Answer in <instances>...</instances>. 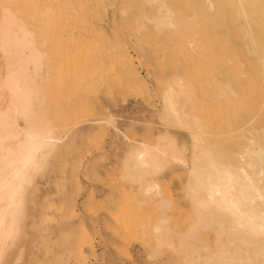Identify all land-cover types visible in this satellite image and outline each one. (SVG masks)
<instances>
[{
	"label": "bare ground",
	"instance_id": "1",
	"mask_svg": "<svg viewBox=\"0 0 264 264\" xmlns=\"http://www.w3.org/2000/svg\"><path fill=\"white\" fill-rule=\"evenodd\" d=\"M10 1L14 7H4L2 2L0 10V97L6 103L0 107V264H22L27 253L32 257L26 264H45L46 256L41 260L36 256L42 249L51 252L48 242L39 240L40 231L48 224L39 216L46 212L44 208L48 204L39 201L38 182L48 169L56 170L55 161L63 155V150L73 148L70 145L62 147L56 142L64 137L68 110L59 104H48L55 93L57 99L63 94L69 79L63 76L55 82V78L54 82L58 85L55 93L46 85L50 87L48 77L54 65V68L62 67L58 61H68L71 57L67 47L58 48V65L49 64V58L39 47L34 32L24 22L29 18L27 12L32 9L29 2L28 11L23 1L18 2L24 6L22 11L19 9L20 12L25 9L28 14L24 11L23 19L26 20L23 21L21 15L14 11V8L17 10V6L13 5L16 1ZM72 1L34 0L35 6L41 5L40 18L44 28L53 29L45 34L54 44L73 41L65 30V16L74 8ZM77 5L80 10L94 12L92 15L98 9L103 11L112 6L110 11L113 21H117L119 39L131 37L150 56L161 52V57H165L163 54L185 56L189 61V64L187 61L182 62L186 63L183 65L180 63L182 67L175 61L176 58L171 64L167 63L169 66L176 62L173 66H180L182 71V74L174 75L179 71L169 66L172 71H177L171 74L175 76L171 80V77H166L169 82L156 78L164 87L167 85L164 88L159 84L160 88H164L163 92V88L159 91L163 94L160 120L166 127H179L184 132L165 128L156 139H152L156 140L152 141L154 143H144L145 140L128 144L121 163V174L128 179L127 185L130 180L137 189L131 194L130 188L126 192V196L130 194L129 200L124 194L122 198L126 202L132 199L130 206H135L136 202L135 207L140 209L138 205H142L145 211L149 210L145 205L156 203L153 208L157 209L151 206L150 209L154 212L158 210L160 216L156 214L158 218L149 225V219L154 220L151 217L155 215H151V211L138 214L139 218L133 219L137 222L142 214L145 215V218L142 217L144 220L141 218L143 223L139 220L141 224L137 227L138 231L144 229V232L135 233L136 226H132L135 223H130L129 219L131 207L125 204L128 209L124 214L129 211L130 217H125L121 209L120 218L124 217L126 223L132 224L123 222L126 227H132L129 231L121 222L119 227L124 229V234L133 231L143 238L152 229L149 237L156 233L153 238L156 246L153 245L152 250L148 248L151 237L144 236L148 241L144 239L150 249V257L159 253L158 244H164L169 247V252L176 253L175 264H264V0H79ZM75 16L85 23L84 16L77 13ZM77 41L80 44L84 42ZM88 43L92 42L87 40ZM116 43L114 40L112 44L117 47ZM71 49L74 50V45ZM124 52L118 51L114 56L119 61L117 69L122 65L123 69L129 68L128 72H132L133 68L128 67L129 55ZM80 61H83L82 66L86 62L83 59ZM68 66L63 65L73 75L75 72L71 65ZM63 67L62 70L60 68L62 72ZM106 67L103 69L107 70ZM109 67L108 71L113 72V68ZM78 73L73 76L80 77ZM132 73L135 74L134 69ZM117 80L114 79L118 85L120 82ZM194 82L200 87L197 88ZM136 85L132 87L138 88ZM203 85L208 86L211 94L205 93L203 89L207 87ZM125 89H129L128 85ZM105 121L109 123V120ZM167 168H178L183 172L182 190H178L183 191L185 206L184 216L181 213L183 217L179 220L181 223L177 219L173 221L170 211L176 207L172 208L171 197L165 198L168 195L166 186L163 189L158 181L159 174ZM161 188L166 196L161 194ZM132 194L138 199L134 201ZM146 198L152 200H148L150 204H146ZM61 200L66 212L72 202L65 187L62 188ZM143 202L146 203L141 204ZM139 209L137 213L142 210ZM179 210L181 208L176 210L177 213ZM147 212L150 213L149 219V214H145ZM113 214L118 218L117 213ZM176 216L179 218L178 214ZM113 220L120 223L116 217ZM147 226L148 229L145 228ZM53 227L50 226L51 232ZM60 238L62 246L64 238ZM156 247L158 249L153 250ZM52 255L48 264H54L56 260L55 254ZM150 257L146 258V264H160L148 260Z\"/></svg>",
	"mask_w": 264,
	"mask_h": 264
},
{
	"label": "rangeland",
	"instance_id": "2",
	"mask_svg": "<svg viewBox=\"0 0 264 264\" xmlns=\"http://www.w3.org/2000/svg\"><path fill=\"white\" fill-rule=\"evenodd\" d=\"M13 1H16L17 3L16 5V3L13 2V5L15 4V7L17 6V10L14 8V11L20 14L22 19L25 16L26 11L29 10L27 8L29 7L27 6V3L29 2L30 8L32 9L27 13L31 16H29L27 13L26 14L28 16H26L29 17L28 19H30L31 17V19L26 20L24 18L26 21H24V19L23 21L25 23L27 22L26 24L28 25V27L34 32L39 47L45 51L46 57L49 58V64L57 63L58 59L56 58V53L58 52V48H60L61 50L67 47L69 50L68 55H70L71 57L70 59L75 61H71L69 59L68 61H58V63H62V67L64 64H69L68 67H70L71 65L73 71L75 73L79 72L78 75H80V77L82 76L81 78L78 76L74 77L73 75L75 73L71 70L74 74H69L66 68L65 72V66L63 67L65 73L61 71V66L59 68L56 67L57 70H55L56 68H54V65L53 69L51 70V75L50 77H48L50 87L49 85L46 86H48L47 88H52V91H54V93L56 89H58V85L55 83L57 80H59L63 76H65L67 80L69 79V83H67L68 87L66 85L67 88L64 89L63 94L59 95V98L57 99L55 93L54 97L52 96V98L48 100V104L50 106L52 105V103L53 105L59 104L60 106H63L66 108V110H68V118L64 121V123L66 122V130H64L62 134L64 135V137L58 138L56 142L61 144L62 147L64 145H70L73 148H69V150L66 151L63 150V155L56 159V170L54 169V171H52L48 169V172L44 176L39 178V201L43 203L46 202L48 204L44 208V211L46 210V212L39 216L42 220H45L44 223H48L47 226H45V229L40 231L41 237L39 238V240H46V242H48V249H51V252H49V250L45 252V250L42 249V251H39L36 256L39 257L40 260L43 257L45 258L46 256L45 264H48L49 258L51 259L54 256L52 254H55L56 256L54 264H146V258L150 257L149 250H152V246L155 245V243H153V238L155 239L156 233L152 234V236L154 237L150 235L152 240H149L150 243L148 248L150 249H148V245L146 243L148 241L146 238L150 239L149 234L153 233V230L149 229V231L151 230V232H147L144 234L146 238L144 236L142 238L141 235L140 238L139 236H137L139 234L135 235V233L136 231L137 233L140 231H142L140 233L144 232V229L138 231L139 228L137 229V227H140L141 223L139 222V220H141L142 217L145 218V215L142 214V217L140 216V219H138L137 222H135V219L133 218H137V216L139 218L138 214H141L142 212L144 213L146 211H151V215H155L156 217H151L154 218V220L149 219V212L145 213L149 214L148 219L150 223L148 224L151 225L153 223L152 221L155 222V219L160 216V212L159 216L157 214L158 210L154 212V210H156L157 208H153V205H156V203H152V206L145 205L146 209L147 207L149 209L146 211L143 209L144 207L142 205H138L143 207H140V209L135 207L137 206L135 204L136 202L134 203L135 206H130L129 203L133 201L131 198L135 196V199L133 198L134 201L138 199V197L134 195L135 193L132 194L134 195L133 197H130L131 202H126L124 198H122V196L124 197V195L127 194L126 192H128L129 188L130 194L133 191L136 192L137 188L135 183L131 182L130 180L129 183L131 184L128 183V185H130L128 187V179L123 178L122 176L123 170L121 168V163L125 156V152L128 149V144L133 143L134 141V143H139L144 142L145 140L147 141L148 139V142L145 141L144 143H154L156 140L152 139H156L157 134L159 136V134L162 132V129L165 128H169L180 133L184 132L179 127H166L162 123L163 121L160 120L161 118L159 117V113L162 111L161 108L163 107V101L161 100L163 94H161L159 91H161L164 85L163 83H161L163 87L161 86L162 88H160L161 84L156 81V78H163L169 82V80L175 77L171 74L177 71H179L180 73L178 72L174 75L178 76V74H182V71L179 69L181 66L180 63L182 65L186 63L189 64V61L187 59L188 57H173L166 54H163L165 57H161V52L160 54H158L159 52H157L156 54L161 58H158L156 54H152V56H155L157 60L154 57L152 58V56L146 54V49H144L140 45V43H135V41L132 40L131 37H124L120 39L118 38V27L116 26L117 21H113L112 19L113 14L110 11L112 8L111 5V7L107 6L106 9H103V11L102 9L96 10L95 15H92L94 14V12L88 13L86 9L80 10L77 5V2H79V0L72 1L74 3V8L69 13V15L65 16V18L67 19L65 30L66 33L73 38V41H70V43L67 44L66 42H59L54 44V41H52L51 38H46L45 32L51 31L53 29L44 28L42 19L40 18L41 5L39 4L35 6L34 0H21L23 1V3H21L24 4L26 9V11L24 9L23 13H21L20 10L24 6L18 3L19 0ZM2 2L4 4V7L7 6L10 8L12 4L10 0H0V10L1 8H3V5L1 6ZM4 2H7L9 5H7V3L5 4ZM76 13L81 14L85 17V23H81L80 21H78V18L75 16ZM32 16L36 18V22L34 21V18ZM104 38H106L107 40H104ZM128 38L130 41L128 40ZM77 40H84L85 43L80 41L82 42L80 44ZM87 40L88 42L92 43L87 44ZM114 40L115 43L116 41L118 43L117 47L112 44L114 43ZM71 44L74 45V50L71 49ZM92 44L94 45L93 47ZM112 45L114 48H110ZM143 45L147 46L145 44ZM151 46L155 45L152 44ZM75 47L78 49L76 50ZM101 47L103 48V50ZM139 47L142 51L139 50ZM104 48L106 49V51ZM118 51H125L127 53L126 55H129V58L127 57L129 61L128 67H132L135 74L137 75L132 73L133 69L132 72H128L129 68L125 70L123 69L124 67L122 65L120 68L121 70L117 69L119 68V61L116 60L114 56L116 53L118 54ZM110 54L113 56V58H111L112 56H109ZM85 55H87L88 59L87 57H85ZM167 57L169 58L167 59ZM182 57L185 60H183ZM80 59H83L88 64L86 65L85 62V64H83L82 66L83 61L81 62ZM168 60H170V62H168ZM173 60H175L176 62L178 61V64L180 66H177H179V68L173 66L174 64H177L176 62L172 63V65H169L171 64V62H173ZM185 61L187 62L182 63ZM109 63L111 69L113 68V72H111V70L108 71V68L110 69V67L107 64ZM113 63L115 64V66ZM167 63H169L168 65L170 67L173 66V68H175V70L177 71H172L173 69L167 66ZM78 64L80 67L78 66ZM102 66L106 67L107 70L105 68L104 70ZM77 68L80 71H75ZM67 72L68 75H66ZM114 72L116 73L115 75H113ZM77 77L78 79L76 80ZM166 77H168V79L169 77L171 78L167 80ZM117 78V81L122 83V85L119 83L120 85L118 84V86L116 81H114V79L116 80ZM124 78L126 79L125 81ZM70 80L71 82L74 81V83H72L73 85H71ZM165 80L163 82H166ZM201 81L203 82V80ZM195 82L194 84H197ZM212 82L213 81H211V83ZM131 83L133 85H131ZM205 83L207 82L205 81ZM129 84L131 85V88ZM135 84H137L136 86L138 88H133ZM51 85L54 87H52ZM127 85L129 89H125ZM196 87H200V84L198 83ZM164 88L161 92H163ZM204 88H206L203 89L205 93H209L208 86H204ZM211 88L213 89V83L210 89ZM51 95L53 94L51 93ZM5 105V99L3 97H0V107H4ZM108 117H112L110 119L113 122ZM106 119L109 120V123H107L108 121H105ZM121 136L123 137V139L121 138ZM98 156L100 157V159L98 158ZM168 176H170V178H168ZM182 176L183 172L178 168H167L158 176L160 185L162 184L161 186L163 187V189L166 186L165 189L168 193V195L164 194L165 190L161 188V194H164L165 196L167 195V197H165L167 199H170L168 197H171V201L173 204L171 206H174L172 208L176 207L174 210L170 211V215L175 219H173V221H176L177 219L178 223H181V221L179 220H182V217L184 216L183 209L185 207L183 204L184 199L181 194L183 193V191H178L180 190V188L182 190ZM63 187L68 189L72 202L71 207L66 212H64V208L61 205V192ZM113 194H115V196H112ZM129 196L125 195V197H128V200ZM179 197H181L182 199ZM121 199H123V201ZM144 200H147V203L145 202L146 204L151 203H148V200H150V198H146ZM145 203L143 202L141 204ZM125 204H129L128 206L131 207H129L131 218H129V211L127 212V214H124L127 211L126 209H128ZM150 206L154 210L150 209ZM132 208L135 209V211ZM179 208H181V210H179L180 212L177 213L176 210H178ZM138 209H142L143 211L141 210V212L139 211V213H137ZM116 210H118V212ZM120 210L121 212L123 211L122 214H124L125 217L126 215L129 216L128 218L131 221L130 223L135 224L132 225L129 222L126 223L125 221H127V219L125 220L124 217L122 219L124 221H122L120 218ZM131 210L133 211L131 212ZM152 210L154 213L152 212ZM113 212L118 214V218L117 216H114L115 214H113ZM131 213L133 216L131 215ZM181 213L183 214V216ZM156 214L158 217L156 216ZM177 214L179 218H176ZM115 217L116 219L120 220V223H118L119 221L117 220V224L116 221L113 220L115 219ZM144 218L142 219L144 220ZM145 221L144 223L147 224V222ZM121 222L122 224L124 222L125 224L136 226L137 230L134 229L135 233L131 231V234L129 233L125 235L124 229L122 228V231L121 227H119V224L121 225ZM141 222L143 223L142 220ZM125 224H123V226ZM52 225L54 226V229H52L53 231L51 232L50 226ZM126 226L127 225H125V227ZM148 226L145 228L148 229ZM130 227L126 228H128L130 231ZM60 236H63L64 238V242L62 241V246L60 245L61 240H58ZM81 237H83L84 239ZM82 239L84 240L83 242ZM144 239L146 240V242ZM163 245L159 246L158 244L157 247L160 248L159 250L162 251L164 248L167 249L163 250V252L161 253L159 251L158 254H155L156 256L154 255L152 258L150 257L151 259L148 260L160 264H169L170 262L171 264H175V262H177L176 253L172 251L169 252V247L166 245H164L166 247H163ZM161 246L163 247V249H161ZM75 247L77 249H75ZM157 247L153 250H157ZM74 249L76 250V252L78 251V254ZM122 249H124L126 253ZM124 253L126 255H124ZM31 257L32 256L27 253L22 264L28 263ZM124 257L127 259H125Z\"/></svg>",
	"mask_w": 264,
	"mask_h": 264
}]
</instances>
